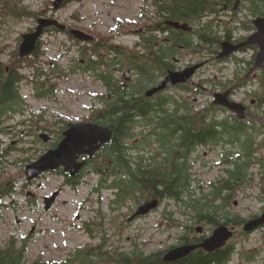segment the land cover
I'll return each instance as SVG.
<instances>
[{"label":"flooded vegetation","instance_id":"obj_1","mask_svg":"<svg viewBox=\"0 0 264 264\" xmlns=\"http://www.w3.org/2000/svg\"><path fill=\"white\" fill-rule=\"evenodd\" d=\"M243 3L247 2L242 0L240 5L236 8V0H227L217 8L212 9L211 13L205 12L204 15L200 17V25H194L191 24V22L174 18V14H176L175 2H153V15L155 16L154 21H156V24H148L144 26V28L142 27L143 29L140 31L130 32L131 34H137L138 36L136 52L126 53L121 50L119 46L111 47L110 50L106 49L105 44L100 39H97V36H93L94 40L91 43L77 41L70 37L75 43L77 42L81 46L84 45L90 48L88 50L90 55H83L80 47H78L79 53H81L78 57L80 62L78 72L83 70L85 73L89 74L93 80H97L102 85L104 94H102V96L96 94L93 95L95 97L93 100V106L90 109L88 108L89 111L87 115L77 117V120L73 121H67L65 118H60L56 123V126L58 127L57 130L46 127L42 128V126L40 127V139L46 145L51 143V148H49L46 153L60 149L61 145L67 138L66 134L71 126L94 125L112 129L110 124L114 113L109 108L110 101L114 100L118 92H122L126 95V98L124 99V112L127 115L125 117V126L129 125V118L132 117L135 122L130 125L132 127L131 134L132 136H134V134H137L138 136L136 142H131L132 138L130 141L129 139H126L122 143V149L125 151V159H123V162L130 160L132 164H137V167L141 166L144 168L162 169L171 172L172 166L176 161H185L189 167V175L192 180L191 192L196 195L197 190L194 189V185L196 182L200 184L202 183L200 178L197 177L194 172V167L200 165V159H202V157L198 155V151L200 149L207 150L208 148H222L223 151L218 153L220 159L217 162V165L231 168V165H233L237 156L233 149L238 145L241 137L236 135V138L235 134L233 136L229 135L230 130L223 127L225 122L236 121L237 123L240 122L248 125H256V123H254L255 121L257 122L255 111L259 114L257 108L258 110H262L264 107V87H262L264 82V68L258 70L255 69V60L259 52L257 47H247L236 54L231 55L227 59L218 60L217 56L222 50L221 43L218 54L213 56L214 59H211L208 56L207 49L193 50V48L177 45V34H195V31L201 27H206L213 28L215 31H219L220 34L224 35V42L227 41L226 37H228L231 40L229 42L233 44L242 43L257 32L253 22L256 19L264 18V16L255 15V6L252 5L251 2H249L250 4L245 8L243 7ZM245 12H247L246 15H249V18L251 17L252 20L250 19L251 21L243 26H235V18ZM148 13H150V8L148 9ZM141 14L144 16L146 11L142 10ZM227 14L234 16L231 23L225 22L221 19L225 18L224 15ZM213 18L217 19L211 20ZM172 23L186 24L190 28V31L178 30L172 27ZM217 25L219 28L215 29ZM238 30H244L248 35L245 38H237L236 34ZM64 34H68V32L66 31ZM67 37L69 36L67 35ZM40 42H42V40ZM102 49L108 50V53H106L107 55H105L104 58L100 56ZM249 52L253 54L250 60L240 57ZM187 53L189 55H196L197 57L203 58L194 62L184 63L183 60L186 59L184 56ZM206 61H208L207 65L197 70L195 75L187 83L164 89L155 95H147L151 90L159 87L171 73L183 72L188 68L197 66ZM215 62L224 65L223 68L219 70L221 81L218 83L211 82L217 91L212 94L211 103L208 102L209 104L200 108L196 103H198L199 99L207 97L208 94L206 93V90L202 91L198 89L193 83L200 74H203L205 77L208 73H205L204 70L215 64ZM112 64L115 65L112 66ZM227 64H231L233 69L229 68ZM112 69H114L116 73L119 71L122 72L123 76L119 77L115 75ZM125 69L126 72H124ZM102 76L109 78L110 80L114 78L116 88L113 89L110 84L108 85ZM204 77L203 80H201V85L209 87L210 78L207 79ZM48 81H50V79L46 80V82L35 83H37L36 87L40 86V88H38L40 90H37V98L50 102L56 90L53 88H47L49 91H43L49 86ZM23 82L24 80L19 85L21 103L19 106H16L15 104L7 105V107H11V109H8V112L4 116L0 125V137L4 135L5 131L3 129L8 121H13L17 115L25 116L27 114L26 109L28 106H25V100L22 95ZM136 88L137 91L140 90V93H138L136 97H133L135 98L133 99L129 94V91H134ZM125 92H127V94ZM227 92H230L228 96L230 102L243 105L246 114L244 119H240L236 113L227 107L214 105L213 101L215 95L217 93L224 94ZM240 94L243 95V98L239 99L238 95ZM191 97L194 98L192 99ZM249 99L251 107L248 105ZM252 108H255L254 112L252 111ZM32 115L34 116L36 114ZM39 115L41 117L39 122L44 121V123H46L47 121L45 120L44 115L42 113ZM178 116H194L199 120L205 118V120L201 121V123L204 122L205 124L215 118L217 126L211 131L220 134L223 133L225 140L223 139V141L221 140L212 145H197L195 149H190L188 147L181 149L175 147L174 149H171L170 144H173L172 142L175 140L171 138V132L174 131L173 126L175 125V120ZM222 116H224L223 119H225L223 121L220 120V117ZM200 127L201 126L197 125L196 128L200 130ZM261 130L264 131V125ZM182 131H184V129L180 128V132ZM113 145L112 142L105 145L100 151L92 156L90 154L80 155L76 162L77 164H81L82 167L76 175H72L71 172H66L65 168L61 167L57 171L48 172L43 176H58L59 178H62L65 188H71L75 192L79 191V189L84 186H90L89 200L92 201V197L94 199L92 202L96 205L94 217L92 218L94 223H101L106 228L109 227L110 229L117 230L119 232L118 239L121 240V242L124 240V234L129 224L143 221L147 222V219L158 215L162 219V221L157 224L158 227L154 226L148 228L155 230L160 236H166L169 234L168 237L170 241L174 240L173 235L176 234L175 244H173V246L165 251L153 253L163 254L160 256L161 264H204L205 262H208V264H230L237 251L234 240L240 237V233L242 232L243 235L247 236L264 228L263 226L258 230L249 233H246L244 230L246 224L261 218L264 214V210L261 215H256L245 220L241 219L239 214L235 213L231 208L236 199V195L239 192V184L235 185L232 189L229 188L220 192L215 190L216 192H214V184L222 183L225 176L229 179L231 172H235L234 170L231 171L230 168L228 170H223L224 172L222 173H225V176H219L215 182L207 185L211 189L208 194H213L214 192V194H218V197L215 202L216 207L211 209V212L209 213L207 209V212H205L206 217L202 219V222H199V215H197V212L193 211L192 208L182 206H178L175 209L172 207L162 208L164 201L161 202L159 198H155L153 193L143 197H140L139 195L137 197H129L127 193L121 191L117 185V182L127 175H124L125 171L123 169H120L114 164L115 162L112 153ZM88 149L89 147H85V150ZM207 155L208 151L204 152L203 156ZM202 167L205 168L206 165H203ZM140 172L142 173V171ZM33 182L34 181H26L27 184ZM205 188L207 187L199 185L201 191L205 190ZM4 190L7 195H5L3 199L16 195V191L10 189ZM62 194L63 190H59V196L49 210L46 209V201L54 194L51 197H45L43 199L44 211L51 213L58 204V199ZM202 195L204 196L206 194ZM32 198H34V195H32ZM154 200L160 201L158 208L147 215H136V212L141 205ZM262 201L264 202V200ZM105 204L108 205L109 216H106V212L100 208V205L104 206ZM236 205H238V202H235V206ZM215 209H217V212ZM161 211L162 213H160ZM110 214L114 215L113 220L107 218L111 217ZM125 220L126 222L124 223ZM166 224H169L166 229L159 228ZM84 225L85 229L93 239L101 240L108 236L107 232H101V227L93 232L94 225L91 223H85ZM219 228H228L233 234L224 248L214 252H208L205 249L198 248L188 256L177 261H164V256L168 251L185 246H199L210 239ZM173 230L180 233L172 232ZM107 246L108 245L104 241H101L96 248H90V257L94 258L96 261L103 262V264H107L108 260H112V253H114V246H111L109 250ZM121 247H124V245ZM121 251H123V248H121ZM135 251L143 253L139 248L131 253ZM127 254L129 253L115 251L117 259H121ZM78 257L79 254L69 259L77 260ZM203 260L204 262H202Z\"/></svg>","mask_w":264,"mask_h":264},{"label":"rangeland","instance_id":"obj_2","mask_svg":"<svg viewBox=\"0 0 264 264\" xmlns=\"http://www.w3.org/2000/svg\"><path fill=\"white\" fill-rule=\"evenodd\" d=\"M21 1L23 6L37 14H43V16L21 20L6 17L3 20V24L0 25V61L5 64L7 70L15 62V53H19L23 35L29 34L37 27L40 17L53 18L70 29L82 30L87 34L97 36V39L105 44L106 49L110 50L111 47L119 46L126 53L136 52L138 36L130 32L140 31L148 24H156L152 3L158 2V0H80L67 6L64 4L60 11H53V4L56 0ZM244 2H247L243 3L244 8L250 4L248 0H244ZM149 8L150 13H148ZM142 10L146 11L144 16L141 14ZM246 14L247 12L235 18V26H243L252 20ZM224 16L225 18L221 19L228 23H231L234 18L233 15ZM215 19L217 18L211 20ZM218 28L217 25L215 29ZM247 35L248 33H245L244 30H238L236 37L245 38ZM42 42L41 55L36 59L35 66L47 72V76L44 79L37 78L39 73L36 67H31L25 62L20 63L26 76L22 95L25 106H28L27 114L25 116L17 115L13 121H8L3 129L5 133L0 137V159L2 162L0 164V189L16 191V195L3 199V204L7 207L0 219V247L6 248L13 241L19 248L25 246L26 257L30 263L38 260L58 262V264L79 254L80 251L96 248L101 241L108 245V250L114 246L112 260H108L107 264L113 263V259L116 258L115 251L130 254L139 248L144 254L149 255L167 250L175 244L176 234L173 235L174 240L170 241L169 234L160 236L155 230L150 229L162 221L158 215L147 219V222L129 224L124 234V240L121 242L118 239L119 232L117 230L106 228L101 223H94L92 218L96 205L92 202L94 200L92 197V201L89 200L90 186H84L75 192L71 188H65L62 178L58 176H43L31 184L26 183V167L51 148V143L46 145L40 139V127L57 130L56 123L60 118L73 121L77 120V117L87 115L93 106L95 98L93 95L102 96L104 94L103 87L97 80H93L83 70L78 72L80 66L78 57L81 54L78 47L81 51L86 49L87 54L90 55L88 46H81L66 34L57 32H47L42 38ZM107 51L102 49L100 56L104 58ZM252 55L249 52L240 57L250 60ZM184 57L186 58L183 60L184 63L203 58L188 53ZM227 65L233 69L231 64ZM50 66L59 67V71L53 73ZM223 66L215 62L204 70L205 73H208L205 77L200 74L194 80L193 84L202 91L206 90L208 94L207 97L199 99L196 103L200 108L211 103V96L217 91L212 83L221 81L219 70ZM112 71L119 77L123 76L120 71L118 73L114 69ZM203 77L210 78L209 87L201 85ZM48 79H50L49 86L43 91H49L47 88L56 90L50 102L37 98V90H40L38 89L40 86L36 87L37 83L46 82ZM238 98H243V95H238ZM248 105H250V99ZM252 111L254 112L255 108H252ZM257 111H259V114L255 111L257 122H254L256 127L249 130L248 133L250 136L253 135L255 145L247 170V181L240 185L231 207L241 219L245 220L261 215L264 210L262 201L264 200V135L260 134L263 132L261 128L264 125V107L262 110L257 108ZM40 113L44 115L46 123L39 122ZM223 118L224 116L220 117V120H225ZM246 137H241L238 145L233 149L237 154L236 162L240 163L241 159L246 160V153L241 147V144L246 141ZM137 138V134H134L131 142H136ZM206 151H208V155L203 156ZM222 151V148L198 151V155L202 159H200V165L194 167V172L202 183L196 182L194 185V189L197 190L195 198L199 199L203 196L202 194H208L211 189L207 185L215 182L219 176H225V173H222L223 170L230 168L217 165L220 159L218 153ZM203 165L206 167L203 168ZM199 185L207 188L201 191ZM59 190H63V194L59 197L58 204L51 213L45 212L43 199L51 197ZM235 202H238V205L235 206ZM164 207L175 209L178 205L172 201H164L162 208ZM100 208L106 212V216H109L107 204L100 205ZM110 216L107 218L113 220L114 215L110 214ZM85 223L94 225L93 232L101 227V232H107L108 236L101 240L93 239L85 229ZM168 225L159 228L166 229ZM172 232L178 231L173 230ZM240 234V237L234 240L237 251L230 264H264V228L251 235L245 236L242 232ZM122 245L124 247H121ZM98 264H103V262L98 261Z\"/></svg>","mask_w":264,"mask_h":264},{"label":"trees","instance_id":"obj_3","mask_svg":"<svg viewBox=\"0 0 264 264\" xmlns=\"http://www.w3.org/2000/svg\"><path fill=\"white\" fill-rule=\"evenodd\" d=\"M79 1L80 0H66L65 4L67 6ZM226 1L227 0H158V2H175L176 14H174V18L191 22V24L194 25H197V23L200 25V17L203 16L205 12L211 13L212 9L217 8ZM248 2H251L252 5L255 6L254 12L256 16H264V0H248ZM37 16H43V14H37L29 10L23 6L21 0H0V25L1 23L3 24V20L6 17L21 20ZM205 28L206 27H201L195 31V34H177V45L193 48V50L207 49L208 56L214 59L213 56L218 54L221 43L224 42V35L220 34L219 31H215L213 28ZM49 32L60 33L56 28H51ZM226 40L231 41L228 37H226ZM42 44V42L39 43L32 58L23 59L19 57L18 53H15V62L10 65L11 68H8V70L5 64L0 61V125L8 109H11V107L8 108L7 105L15 104L19 106L21 103L19 85L26 76L23 73V68L20 63L25 62L31 67H36V59L41 55L40 50ZM82 54L87 55L86 49L82 50ZM113 65L115 64H112V66ZM50 68L53 73L59 71V67L57 66H50ZM36 69L39 73V77L37 78H45L47 76V72L43 69L40 70L39 67H36ZM102 78L108 85L110 84L113 89L116 88L114 78L111 80L103 76ZM262 87H264V82ZM136 91L137 88L134 91H129L132 98L140 93V90ZM125 93L127 94V92ZM125 98V94L118 92L114 100L110 101L109 108L114 113L110 124L114 131V138L112 140L114 144L112 151L114 164L120 169H123L125 171L124 175H127L119 180L117 185L120 190L126 192L129 197H137L138 195L143 197L153 193L154 197L159 198L161 202L172 201L178 206L192 208V210L199 215V222H202V219L206 217L205 212H207V209L209 213L211 209L216 207L215 202L217 201L218 194H214V192H220L229 188L232 189L235 185H243L247 181V170L250 165V159L253 156V146L255 145L253 135L250 136L248 133L249 130H252L256 126L253 124L237 123L236 121L225 122L223 127L230 130L229 135L231 136L234 134L235 137L236 135L239 137L247 136L246 141L241 144L243 151L246 153V160L241 159L240 163L236 162V160L234 161L230 169L235 172H231L229 179L225 176L224 181L220 183L221 186L218 183L214 184L213 194H206L199 199L195 198V194L191 192L192 180L189 175V167L185 161H176L172 166L171 172L162 169L137 167V164H132L130 160L123 162V159H125V151L122 149L121 145L126 139L130 141L134 137L131 134L132 127L130 125L135 122L133 118L130 117L129 125L125 126V117L127 116L124 112ZM202 120H205V118L199 120L194 116H178L173 126L174 131L171 132V138L175 140L172 142L173 144H170V148L174 149L177 147V149H181L188 147L190 149H195L197 145H212L221 140L223 141V139L225 140L223 133L220 134L211 131L217 126L215 118L206 124L204 122L201 123ZM197 125L201 126L200 130L196 128ZM180 128H183L184 131L180 132ZM260 134L264 135V131ZM241 157L243 156L241 155ZM1 163L0 159V164ZM140 171H142V173ZM5 195H7V193L0 189V219L4 209L7 207L3 204V197ZM215 211L217 212V209H215ZM162 255L163 254L145 255L144 253L135 251L123 256L121 259L114 258L112 264H161L160 256ZM204 260L202 262H204ZM0 264H58V262H42L37 260L30 263L26 257L25 247L19 248L16 243L12 241L7 245L6 249L0 247ZM61 264H98V261L91 258L90 251L87 250L80 251L77 260L69 259ZM206 264H208V262Z\"/></svg>","mask_w":264,"mask_h":264},{"label":"water","instance_id":"obj_4","mask_svg":"<svg viewBox=\"0 0 264 264\" xmlns=\"http://www.w3.org/2000/svg\"><path fill=\"white\" fill-rule=\"evenodd\" d=\"M65 2L66 0H56L53 4V10L60 11ZM241 2L242 0H236V8ZM253 24L257 29L255 34L251 35L244 42L239 44H233L229 41L223 42L222 50L217 56V59L224 60L244 48L257 47L259 52L255 60V69L258 70L264 68V18L256 19ZM171 25L178 30L190 31V28L186 24L182 25L180 23H172ZM51 28H56L62 32L67 31V25L60 23L56 19L46 17L39 18L36 29L29 34L23 35L22 37L23 41L19 50L20 58L31 57L36 52L41 38L44 36L46 31ZM69 34L74 39L81 42L91 43L94 40L93 36L78 29H70ZM207 63L208 61L188 68L183 72L171 73L159 87L154 88L147 95H155L164 89L187 83L195 75V72L207 65ZM229 94L230 92L224 94L217 93L214 97V105L227 107L236 113L240 119H244L246 114L244 112L245 109L243 105L230 102L228 99ZM66 137L67 138L61 145L60 149L50 151L42 155L38 160L26 167V177L28 181L37 180L42 175L48 172L57 171L61 167H64L66 172H71L72 175H76L82 167L81 164H77L76 162L78 157L83 154H90L92 156L96 152L100 151L102 147L110 144L114 138V131L109 128H102L94 125H79L71 126L70 130L66 134ZM85 147H89V149L85 150ZM58 196L59 192H56L51 198L47 199V210L52 207ZM159 205V200L144 203L140 206L136 215H147L151 211L158 208ZM263 226L264 214L261 218L246 224L244 230L246 233H249L258 230ZM232 235V232H230L228 228H219L210 239L199 246H185L168 251L164 256V261H177L188 256L198 248L205 249L208 252L217 251L227 245V242Z\"/></svg>","mask_w":264,"mask_h":264}]
</instances>
